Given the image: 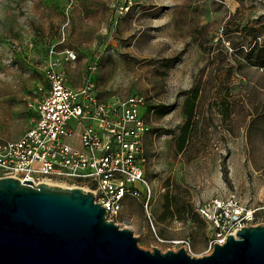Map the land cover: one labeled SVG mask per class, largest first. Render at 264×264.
<instances>
[{
  "label": "rangeland",
  "instance_id": "374dc122",
  "mask_svg": "<svg viewBox=\"0 0 264 264\" xmlns=\"http://www.w3.org/2000/svg\"><path fill=\"white\" fill-rule=\"evenodd\" d=\"M256 42L264 0H0V139L33 127L50 65L100 100L142 96L152 200L126 201L119 228L145 251L178 252L169 241L189 240L191 256H209L215 231L200 205L234 194L264 207V69L248 56Z\"/></svg>",
  "mask_w": 264,
  "mask_h": 264
},
{
  "label": "built area",
  "instance_id": "2783aa9c",
  "mask_svg": "<svg viewBox=\"0 0 264 264\" xmlns=\"http://www.w3.org/2000/svg\"><path fill=\"white\" fill-rule=\"evenodd\" d=\"M44 76L49 94L37 105L33 127L18 140L0 139V180L82 188L93 193L107 220L119 227L126 201L143 200L148 207L152 200L144 148L152 125L142 114L145 99L100 100L92 84L74 89L52 65ZM262 211L245 208L234 194L200 205L196 212L215 231L209 253L238 230L258 225ZM169 243L192 252L189 240Z\"/></svg>",
  "mask_w": 264,
  "mask_h": 264
},
{
  "label": "water",
  "instance_id": "95a60500",
  "mask_svg": "<svg viewBox=\"0 0 264 264\" xmlns=\"http://www.w3.org/2000/svg\"><path fill=\"white\" fill-rule=\"evenodd\" d=\"M91 192L0 180V264H264V224L216 243L209 256L153 252L107 220Z\"/></svg>",
  "mask_w": 264,
  "mask_h": 264
},
{
  "label": "trees",
  "instance_id": "16d2710c",
  "mask_svg": "<svg viewBox=\"0 0 264 264\" xmlns=\"http://www.w3.org/2000/svg\"><path fill=\"white\" fill-rule=\"evenodd\" d=\"M248 56L251 60L250 62L252 66L260 67L264 69V44H260L259 42H256L255 46L252 49H250ZM195 99L196 97L186 102L187 107L185 109V113L188 116L189 120H191L193 109L195 107V103H194ZM169 112H170V109H166L161 114L165 115V114H168ZM180 148H182V144Z\"/></svg>",
  "mask_w": 264,
  "mask_h": 264
},
{
  "label": "bare ground",
  "instance_id": "6f19581e",
  "mask_svg": "<svg viewBox=\"0 0 264 264\" xmlns=\"http://www.w3.org/2000/svg\"><path fill=\"white\" fill-rule=\"evenodd\" d=\"M62 187H64V186H62Z\"/></svg>",
  "mask_w": 264,
  "mask_h": 264
}]
</instances>
